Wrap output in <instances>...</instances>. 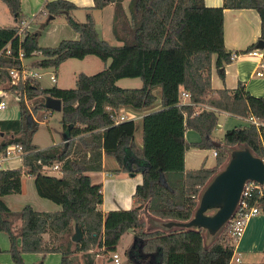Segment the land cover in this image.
Returning <instances> with one entry per match:
<instances>
[{
  "label": "trees",
  "instance_id": "16d2710c",
  "mask_svg": "<svg viewBox=\"0 0 264 264\" xmlns=\"http://www.w3.org/2000/svg\"><path fill=\"white\" fill-rule=\"evenodd\" d=\"M0 1L14 21L0 26V88L17 97L19 109L17 118L0 119V151L18 144L24 152L18 167L0 169V197L20 193L25 174L33 178L39 197L61 206L56 212H40L27 204L14 212L0 198V231L7 236L13 264H25L24 253L50 252L60 254V264H73L72 254L103 246L106 252L105 247L114 245L127 231L133 233L134 244L126 254L135 264H264V250L259 263L231 261L234 244L225 233L226 225L209 241L201 230L164 231L152 224L153 217L190 219L202 188L221 169L229 148L246 145L264 158L260 133L253 124L235 125L219 139L212 135L219 112L264 122V96L250 94L241 83L233 90L211 85L213 57L224 80L223 66L233 55L224 45V10L257 11L264 41V0H223L218 7H208L204 0H128L125 7L124 0H93L92 9L113 3L112 33L120 45L100 36L91 13L80 22L71 15L78 8L71 1L46 0L39 14L64 16L78 34L77 39H62L54 47L39 46L36 33L28 30L20 37L21 0ZM253 48L254 44L249 45L239 53ZM19 50L23 58L39 53V61L30 64L33 68L57 69L69 58L87 55L105 62L110 59V63L91 75L79 72L74 88L43 87L35 78L13 85L8 72L21 69ZM262 76L264 80V69ZM127 77L140 78L142 85H116ZM154 89H159V95ZM181 90L189 94L186 102L180 99ZM47 97L61 101L63 139L39 148L32 142L39 125L34 114L52 110L44 105ZM122 108L141 115L137 119L141 144L135 142L136 120L114 121ZM187 130L195 131L198 140L188 141ZM190 148L214 150V165L207 167L203 161L198 168L186 169L185 153ZM103 154L116 161L114 171L141 174L132 195L133 207L105 216L99 208L101 184L93 183L88 175L103 169ZM53 163H60L59 176L42 172L43 165ZM261 189V195L253 193L251 204L264 212V185ZM143 214L148 215L149 230L144 229ZM75 225L82 234L78 242L71 240Z\"/></svg>",
  "mask_w": 264,
  "mask_h": 264
},
{
  "label": "crops",
  "instance_id": "0c3cea01",
  "mask_svg": "<svg viewBox=\"0 0 264 264\" xmlns=\"http://www.w3.org/2000/svg\"><path fill=\"white\" fill-rule=\"evenodd\" d=\"M46 0H21V14L23 16V22H27L28 26L25 28L30 32H34V25L37 20L41 17H45L46 14H39L42 5ZM49 1V0H48ZM74 3L78 8L71 12L72 17L85 18L87 13H91L95 27L100 36L106 41L118 43L121 42L115 39L112 33V17L114 6L112 2H109L101 9H92L93 0H68ZM128 0H124L123 5L126 6ZM223 0H204V4L208 7L221 6ZM100 12V15H98ZM60 16V15H59ZM62 16V15H61ZM49 17V16H48ZM58 16H53V19ZM80 17V18H79ZM104 17V18H103ZM61 18V17H58ZM47 21H50L47 18ZM35 23V24H33ZM36 26V25H35ZM66 23H58L57 25H51L46 30H52L50 38L47 42H43V36L37 38V43L41 47H54L62 39H77L78 34L69 29ZM50 31H47L49 33ZM260 39V18L257 11L253 9H225L224 10V23H223V40L227 50L233 52L234 56L231 58L229 63L224 64V80L219 78L218 69L215 67V56L213 57L211 65V85L214 89L226 87L229 90H233L236 86L241 83L246 91L255 96H264V80L263 76H257L256 71L260 68L258 66L260 58L251 56L248 53H239L246 49L249 45L256 43ZM39 56V55H33ZM32 57V56H31ZM33 64V63H31ZM159 92V89H158ZM159 95V93H158ZM123 109V108H122ZM120 109V110H122ZM227 115H231L228 112H224ZM141 117V115H139ZM138 117L137 119H139ZM235 117V116H234ZM238 117V116H237ZM7 118L2 117L0 119ZM15 119V118H7ZM240 119V118H239ZM242 120V119H240ZM245 123L242 120L243 124ZM238 125V124H237ZM185 132V138L187 139V133ZM188 140V139H187ZM191 141V140H188ZM196 141V140H193ZM193 149V148H190ZM196 149V148H195ZM201 150V149H200ZM188 151V150H187ZM186 151V153H187ZM185 153V160H186ZM214 155V150H213ZM215 158V155H214ZM204 164L206 163L205 158L203 159ZM202 161V162H203ZM108 156L102 155V167L101 171L89 172L93 183L101 184L102 192V203L99 208L103 212L104 216L110 212H122L127 211L133 207V192L135 186L141 181V174L127 175L125 172L114 171L118 168V165L109 164ZM200 161V165L202 163ZM211 167V166H210ZM186 168V167H185ZM187 169V168H186ZM56 172V174H54ZM57 171H53L49 175H56ZM30 181L27 182L26 186L21 179V191L20 193L7 194L1 196V200L7 205V207L17 212L23 206L30 205L34 210L40 212H56L61 209V206L51 201H43L38 199V195L35 191L33 178L28 176ZM112 183V190L108 193L107 183ZM24 187L27 188L28 198L24 197ZM38 196V197H37ZM47 200V199H45ZM146 214L141 216L142 221L145 220ZM153 219H159L153 217ZM161 220V219H160ZM18 224V222L16 223ZM146 224V223H145ZM145 230L150 228L146 224ZM131 232V231H130ZM133 237V233L131 232ZM122 237V236H121ZM7 240V241H6ZM8 239L0 233V249H8ZM264 250V212L259 211L256 215L250 217L246 223L244 232L240 239L237 241L235 246V255L240 257L241 262L247 263H259L263 259ZM104 246L101 249L95 248L88 252H77L70 256L73 264H104L100 258L103 256ZM117 253V252H113ZM112 256V255H111ZM23 260L25 264H60V254L58 252H50L46 254L42 253H24ZM112 263L111 257L108 261ZM0 264H13L11 258H8L5 253H0ZM113 264V263H112Z\"/></svg>",
  "mask_w": 264,
  "mask_h": 264
},
{
  "label": "rangeland",
  "instance_id": "374dc122",
  "mask_svg": "<svg viewBox=\"0 0 264 264\" xmlns=\"http://www.w3.org/2000/svg\"><path fill=\"white\" fill-rule=\"evenodd\" d=\"M45 17H41L37 20H34L35 24L34 25V33H36L37 38L39 40V37L43 36V42H47V39L50 38V33L53 31L52 30H46V28L50 27L51 25H57L58 23H66V20L64 16H58L61 18H55V19H50V21H47L48 14L45 13ZM100 15V12L99 14ZM77 21H84V17H73ZM104 18V17H103ZM14 23L13 17L9 13L6 5L0 1V26H8L12 25ZM69 29L73 30L70 28L68 25ZM47 31H50L47 33ZM74 31V30H73ZM33 32V31H32ZM104 38V37H103ZM68 39V38H67ZM110 44L117 45L118 43H114L111 41H108ZM40 59V56H32L28 58L23 59V64L28 66L31 63H36ZM110 63V59H108L106 62L102 61L100 58L94 55H87L83 59H76V58H69L65 61H63L57 69H54L53 67H34L39 73L42 74L41 78L39 79L41 82V85L43 87H51V86H56L59 88H74L75 87V80L76 76L79 72H83L85 74L91 75L94 74L100 70H102L104 67L108 66ZM50 73H55L57 75V81L56 83H52L49 80V74ZM116 85L121 87V88H138L142 85V82L140 78L138 77H127V78H121L116 81ZM153 92L158 95V89H154ZM4 100L7 103L6 109L0 111V118L2 117H7V118H17L19 116V109L17 105V98L12 95H7ZM29 107H31V102H28ZM120 114H124L128 116L127 110L122 109L119 111ZM235 115H227L224 112H219L218 113V124L216 128L213 130L212 135L214 139H219L222 137L223 133L225 130L232 128L233 126L242 123V120H240L237 116ZM34 118L38 120L39 125L36 133L33 135L32 142L38 146L39 148H44L46 146L58 143L62 141L63 139V132H62V126L60 123L61 119V113L60 111L57 110H51V111H42L39 110L36 114H34ZM136 123L138 125L136 131H135V142L137 144H141V126H140V121L136 119ZM199 136L198 134L193 131L189 130L187 133V139L188 140H198ZM230 149V148H229ZM205 158L206 163L205 166L210 167L213 166L215 163V158L213 155V150L208 149V150H200V149H189L186 153V160H185V167L187 169H194L198 168L200 166V161L202 162L203 159ZM108 160L111 162H107L109 164L112 163L113 165H116V161L114 158L111 156H108ZM227 160V159H226ZM226 162V161H225ZM224 162V163H225ZM223 163V165H224ZM20 165V159H14L11 160L10 162L4 163L3 166L5 168H14L18 167ZM222 165V166H223ZM222 168V167H221ZM45 174H50L47 170L43 171ZM53 173V172H51ZM56 174V172L54 173ZM57 174H60L59 172ZM127 174V173H126ZM128 175V174H127ZM23 182L25 183V186L29 180L27 175L23 174L22 175ZM29 183V182H28ZM107 190L108 193L112 190V183L108 182L107 183ZM28 190L26 187H24V197L28 198ZM38 197V196H37ZM38 199H41L43 201H48L45 200L44 198L38 197ZM121 214L119 215V217ZM148 225L149 228H151L148 215L146 216L145 220L143 221L144 226L146 224ZM145 228V227H144ZM2 235L5 236L7 239V236L4 232L0 231ZM74 232L71 233V235ZM227 233V232H225ZM45 238H48V234H44ZM203 237L205 239V233H203ZM208 240V239H207ZM7 241V240H6ZM210 241V240H209ZM134 244V236L132 237L131 232L127 231L125 232L122 237L120 238L119 241H117L114 245L112 246H107L105 247L106 252H103V256L100 258L104 262V264H107V261L109 257L113 254V252H117L119 258H120V264H135L137 261L130 259V256L126 254L127 250H130L131 247ZM0 253H5L8 258L10 257V254L8 250H2ZM132 260V261H131Z\"/></svg>",
  "mask_w": 264,
  "mask_h": 264
},
{
  "label": "water",
  "instance_id": "95a60500",
  "mask_svg": "<svg viewBox=\"0 0 264 264\" xmlns=\"http://www.w3.org/2000/svg\"><path fill=\"white\" fill-rule=\"evenodd\" d=\"M110 1V0H104ZM53 19V15H49ZM257 49L264 48L259 39ZM44 105L52 110H61L59 99L47 97ZM228 157L202 188L192 216L187 221L152 219V224L164 231L173 228L201 230L208 240L214 239L234 213L246 181L264 185V159L255 155L248 146L228 149ZM82 234L77 225L71 236L78 242Z\"/></svg>",
  "mask_w": 264,
  "mask_h": 264
},
{
  "label": "built area",
  "instance_id": "2783aa9c",
  "mask_svg": "<svg viewBox=\"0 0 264 264\" xmlns=\"http://www.w3.org/2000/svg\"><path fill=\"white\" fill-rule=\"evenodd\" d=\"M28 23L23 22L21 24V27L19 28V31L17 34L21 37L27 28ZM9 45L5 47V52L9 53ZM263 53H264V48L262 49H254L248 52L249 55L251 56H256L260 58L259 61V70L256 71L257 76H262L263 75V69H264V60H263ZM33 55H39V53H35ZM234 54L232 55V57ZM18 57L21 61V69H10L8 74L10 76V84L16 85L18 83H24L28 78H35V79H40L42 74L39 73L35 68L31 67V65H24L23 64V53L21 50L18 51ZM49 80L52 83H56L57 81V75L55 73H50L49 74ZM7 95H12V93H9L3 89L0 88V111L5 110L7 103L4 100V98ZM16 97V96H15ZM17 98V97H16ZM189 98V94L183 90H181L180 94V99L182 102H186ZM25 104L29 107L28 102H30L28 99L24 97ZM128 116L124 114H120V116L114 117V121L117 123L119 121L127 120V119H132L136 120L138 116L134 114H127ZM238 118L244 120L245 122H248L250 124H253L254 126L257 127L260 133V139L262 142V146L264 148V122L257 120L253 116H248V117H241L238 116ZM23 150L20 145L16 144H11L8 145L4 150L0 151V169L5 168L3 166L4 163L10 162L11 160L14 159H21L23 155ZM215 155V152H214ZM264 159V158H263ZM60 169V163H53L51 165H43L42 170L45 171L47 170L49 173L53 171L59 172ZM261 185L254 181H246L240 196V199L238 201V204L236 206V209L234 213L232 214L231 218L227 221L226 223V232L227 235L231 238L232 243L234 244V253L231 258L232 262L239 263L241 262L240 257L238 255H235V246L237 241L240 239L242 236L246 223L250 219V217L256 215L259 213V209L255 204H251V199L253 197V193L256 191L258 194H262V189ZM111 261L113 264H120V258L117 253H113L111 256Z\"/></svg>",
  "mask_w": 264,
  "mask_h": 264
}]
</instances>
